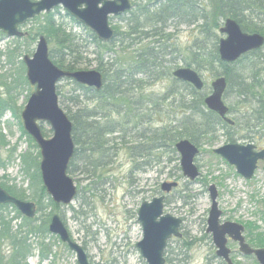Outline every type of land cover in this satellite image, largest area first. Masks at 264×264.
<instances>
[{
    "label": "rangeland",
    "instance_id": "rangeland-1",
    "mask_svg": "<svg viewBox=\"0 0 264 264\" xmlns=\"http://www.w3.org/2000/svg\"><path fill=\"white\" fill-rule=\"evenodd\" d=\"M132 2L137 6L149 4L152 11H155L167 3V0L160 3L151 0H132ZM50 14L57 22L63 23L69 33L75 34L77 39H80V45L85 47L84 56L89 61L85 60L87 63L81 70H97L95 56L92 54L97 48L89 34L90 30L75 23L62 7ZM44 15L47 14L41 15V20H32L23 26L22 31L28 34L29 44H32L29 52H26V43L20 42L23 46V57L32 56L36 52L39 39L35 43L31 41L35 35L34 30L43 22ZM129 16L126 14L123 18L127 19ZM121 18H112L111 25L114 30L118 27L121 32H125V19ZM166 32L171 35L172 40L169 43L173 49H170L172 55L165 58L169 61L165 70L167 73H173L178 68L186 67L187 49L200 33L197 25H177L174 22L169 23ZM216 33L219 38L225 37L218 30ZM17 39L8 38L0 33V50L15 48L19 45ZM207 46H210V42ZM49 47L51 50L54 45L50 44ZM210 48L212 49V45ZM115 51L117 52L108 56L106 61L111 57L121 61L123 57L130 56V52H119L118 46ZM259 53L260 55H249L241 63L232 65L234 85L232 89L229 88L225 102L233 110L229 117L235 122V126L230 130L216 131L214 136L199 137L201 154L195 163L201 175L196 181L191 182L183 176L180 166L181 156L177 151L172 152L170 148H165L164 151H152L150 147L148 150H143L145 155L140 157V149L134 150L135 154L129 150L133 146L147 143L145 139L148 138L141 140V133L162 126H175L174 124L185 116L182 101L174 102L171 97H166V101L163 100L170 88L181 87L173 83V76L164 77L159 81L143 82L145 83L143 94L147 99H144L142 106H146L147 112L151 111L152 114L149 113L150 118L146 117L144 123L140 124L137 121L139 122V127L136 125L137 129L133 127L139 138H128L126 144L121 140H114L118 153L110 159L112 160L110 165L91 176L88 172L91 170L90 167L84 168L83 162H75L74 171L68 173L74 180L79 195L69 206H61L57 214L65 220L73 241L83 246L90 264H147L137 248L138 243L143 240V229L138 221V212L144 202H151L155 197L164 195L161 192L164 183L178 184L177 188L166 195L164 213L183 220L181 232L184 235L181 239L173 238L168 242L165 252L166 264H223V260L216 255L212 235L207 233L209 212L212 207L209 187L212 185L216 186L219 194L217 202L222 212L221 223L233 222L244 226L245 237L252 246L247 231V227L251 225L254 228L253 235L262 238L264 242V163L259 164V169L252 180H246L237 173L234 166L214 152L233 143L240 145L253 143L264 148V48ZM22 59L15 58L14 65H8L3 58L6 65H0V75L12 76L8 83L19 75L26 77V67H22ZM222 73L224 69L217 63L213 67L208 66L199 70L210 93L212 82L218 76H222ZM236 83L241 84L242 89L243 86L246 89L241 97L235 93L238 91ZM61 87L67 98L78 94L73 91L74 85L69 80L63 81ZM34 91L35 88L29 83L14 91L17 105L22 107L21 114ZM4 92L5 87L0 85V96H4ZM180 95L186 99V90ZM183 101L187 103L188 100ZM60 106L65 108L63 105ZM84 106L93 108L95 102H89ZM122 117L116 114L113 116L116 120H123ZM40 125L47 139L53 137L49 124ZM0 128L7 143V146H0V185L4 183L27 189L29 181L20 172L19 157L28 151L33 155L40 151L32 147L27 137L23 135L19 121L11 113H7L1 120ZM125 128L130 130L132 127ZM228 132L230 135H227ZM229 136L232 137L231 140ZM115 137L119 135H112L110 138L112 140ZM11 211L10 208L4 214L9 215ZM50 211V209L44 211L43 216L45 217ZM46 243L52 245L53 253L41 264H77L75 253L66 248L56 236L50 234ZM228 247L233 252V264H259L256 258L245 257L239 251L238 244L233 241L230 240ZM9 251V247L5 245L4 252L7 254ZM39 254L35 246L28 264H40Z\"/></svg>",
    "mask_w": 264,
    "mask_h": 264
},
{
    "label": "trees",
    "instance_id": "trees-1",
    "mask_svg": "<svg viewBox=\"0 0 264 264\" xmlns=\"http://www.w3.org/2000/svg\"><path fill=\"white\" fill-rule=\"evenodd\" d=\"M133 5L134 8L128 13L130 16L127 19L122 17L125 19L126 31L121 32L116 27L115 38L110 43L100 41L95 34L89 31L97 48L92 53L97 63V71L104 76L103 89L97 92L71 81L74 85L73 91L78 94L67 98L62 91L61 84L58 86L60 105L65 106L64 110L73 122V139L76 144L75 156L69 172L74 171L75 162L79 161L83 162L84 168L90 167L91 170L88 172L94 176L98 170L110 165L112 163L110 159L117 155L118 150L114 140H121L126 144L128 138H139V134H134L133 130L127 132L125 127L130 126L129 122L132 120L138 123V127L139 122L144 123V117L141 114L136 115L135 112L141 109V103L143 104L144 99H147V96L143 94L145 87L143 82L159 81L164 77L172 76V73H167L165 70L169 62L165 58L172 55L170 49H173L169 43L172 40L171 35L166 32L170 22L198 27L200 36L193 39L191 46L188 47L185 66L199 72L208 66L213 67L216 63L220 64L224 69L222 75L229 81V88H232L234 81L232 67L246 60L249 55H260L261 50L255 51L242 57L233 66L221 63L218 55L220 38L216 30L220 31L221 23L233 19L238 22L244 32L264 35V0H167V3L155 11H152L149 4L137 6L133 3ZM43 17V22L34 30L35 35L31 42L35 43L40 36H45L49 44L54 45L50 50V58L59 68L67 71L83 69L87 63L85 60L88 58L84 56L85 47L80 45V39H77L75 34L69 33L63 23L57 22L52 14ZM34 20L39 21L41 17ZM73 21L77 23L76 20L73 19ZM16 41L19 45L15 48L0 50V65H14L15 58H23V46L20 42L26 43L24 46L27 48L26 52H29L32 44H29L27 37ZM208 42L210 46L212 45V49L207 46ZM117 46L119 52H130V56L123 57L121 61L115 57L106 61L108 56L117 52L115 51ZM21 63L24 67L23 61ZM11 77L8 74L0 75V85L5 87L4 96H0V122L7 113H11L19 121L23 135L36 149L38 146L24 131L21 120L22 107L17 105V97L14 95V91L19 87L28 84L27 78L19 75L8 83ZM173 80L174 84L177 83L181 87L170 88L163 100L166 101V97H171L174 102L182 101L185 116L174 124L175 126H162L141 133V140L148 138L145 139L147 143L129 148L132 154H135L134 150L140 149L139 156L144 157L143 150H148L150 147L152 151H164L165 148H170L172 152H175L176 143L180 140L188 139L198 145L199 137L214 136L216 131L233 129L206 107L207 89L204 92H198L188 83ZM241 89H238L240 97L246 91L244 86L243 90ZM177 90L181 93L186 90V99ZM183 100L188 101L184 103ZM89 102H95V107L84 106ZM232 111L230 108L229 113L231 114ZM114 114L118 117L124 115L123 120L114 119ZM134 127L137 129L136 126ZM116 134L119 137L111 140L110 137ZM227 135H230L229 132ZM229 138L231 140L232 137L229 136ZM0 146H7L1 128ZM14 152L15 149L12 150V155ZM19 159L21 174L29 181L28 188H18L16 185L4 183H1V186L10 195L20 200L35 202L38 211L34 219H28L13 206H0V264H28L29 257L35 251V246L40 252L41 261L48 259L52 253V245L46 243L50 237V219L61 209V206L55 204L47 195L43 186L39 169V152L33 155L31 151H28ZM10 208L12 211L9 215H5L4 212ZM47 209L51 211L44 217L43 213ZM63 221L65 222L64 219ZM252 227L251 225L247 227L252 246L264 247L263 239L253 235L254 228ZM5 245L10 249L7 254L4 252Z\"/></svg>",
    "mask_w": 264,
    "mask_h": 264
},
{
    "label": "water",
    "instance_id": "water-1",
    "mask_svg": "<svg viewBox=\"0 0 264 264\" xmlns=\"http://www.w3.org/2000/svg\"><path fill=\"white\" fill-rule=\"evenodd\" d=\"M152 1L159 3L164 0ZM58 7L64 8L100 41L110 43L115 38L110 19L128 13L133 5L131 0H0V32L8 38H23L25 33L21 31L22 26ZM220 33L226 36L219 43L221 60L226 63H235L245 54L264 47L263 35L244 32L233 19L224 22ZM23 63L27 81L35 88L21 114L23 127L40 149V170L47 194L55 204L69 206L77 196V186L68 174L75 153L73 123L60 106L57 87L64 80H73L87 88L101 90L104 86L103 75L97 70L67 71L59 68L50 58L49 42L45 36L39 38L36 52L33 56L26 55ZM173 76L179 81L193 85L199 91L204 88L201 76L192 68H178L173 72ZM226 87L227 83L223 77L216 79L212 83L213 93L207 97L205 104L209 110L233 124L228 117L229 108L223 100ZM41 123L50 125L54 133L52 138L47 139L44 136ZM255 148L252 144H227L214 152L234 166L238 174L246 180H251L258 169V162L264 159V150L256 152ZM176 149L181 156L183 176L191 182L196 181L200 177L195 163L199 149L188 140L179 141ZM177 187V183H164L161 186L164 195L155 197L151 202H144L139 209L138 221L143 229V240L138 243L137 248L147 264H166L165 251L168 241L173 237H182V220L170 214L164 215L166 195ZM209 193L212 207L207 233L212 235L217 249L216 255L227 264H233L231 250L228 248V240L231 239L239 244V250L244 256L253 255L260 264H264V248L254 249L247 243L244 226L233 222L220 223L222 212L219 210V194L215 185L209 187ZM0 205L15 206L28 219L36 217L37 205L34 202L23 201L10 195L1 185ZM49 232L76 254L77 264H90L84 248L72 240L59 214L52 216Z\"/></svg>",
    "mask_w": 264,
    "mask_h": 264
},
{
    "label": "bare ground",
    "instance_id": "bare-ground-1",
    "mask_svg": "<svg viewBox=\"0 0 264 264\" xmlns=\"http://www.w3.org/2000/svg\"><path fill=\"white\" fill-rule=\"evenodd\" d=\"M224 24V23H223ZM223 27V26H222ZM221 27V28H222ZM219 33H220V31H219ZM221 34V33H220ZM250 34V33H249ZM254 34V33H253ZM259 34V33H258ZM262 35V34H261ZM223 36H225V35H223ZM264 36V35H263ZM224 38H226V36L225 37H222V38H220L219 39V42H218V55H219V59H220V61H221V63H223V64H227V65H234L235 63H226V62H223L222 60H221V56H220V54H219V43H220V40L221 39H224ZM264 48V47H263ZM262 48V49H263ZM262 49H259V50H262ZM256 51H258V50H256ZM253 52H255V51H253ZM253 52H249V53H247V54H245L244 56H246V55H248V54H251V53H253ZM243 56V57H244ZM186 68H189V67H186ZM193 69V68H192ZM195 70V69H194ZM198 72V71H197ZM199 73V72H198ZM103 75V74H102ZM200 75V74H199ZM172 76H173V73H172ZM201 76V75H200ZM224 78L225 80H226V83H227V87H226V90H225V93H224V96H223V100H224V103H225V105H226V102H225V96H226V94L228 93V90H229V81L227 80V78L225 77V76H218V78ZM173 78L174 79H176L174 76H173ZM201 78H202V76H201ZM217 78V79H218ZM103 79H104V76H103ZM177 80V79H176ZM202 80H203V78H202ZM216 80V79H215ZM214 80V81H215ZM65 81V80H64ZM70 81H73V80H70ZM177 81H179V80H177ZM213 81V82H214ZM73 82H75V81H73ZM180 82H182V81H180ZM203 82H204V80H203ZM212 82V83H213ZM76 83V82H75ZM183 83H186V82H183ZM78 84V83H77ZM189 84V83H188ZM78 85H80V84H78ZM189 85H191V84H189ZM233 85H234V81H233V84H232V87H233ZM236 85H238V89H240V88H242V86H240L241 84H237L236 83ZM193 88H194V86L193 85H191ZM104 87V86H103ZM103 87H102V89H103ZM90 89H92L93 91H97V92H99V91H101V90H96L95 88H90ZM195 89V88H194ZM207 89V91H206V94H207V96H206V98H205V100L207 99V97H209L210 95H212V93H213V88H212V84H211V93H210V91H208V88H207V86L205 85V82H204V88L202 89V90H197V89H195L196 91H198V92H204V90H206ZM232 89V88H231ZM241 90H243V89H241ZM208 92H209V94H208ZM57 93H58V87H57ZM236 94H239L238 93V91L237 92H235ZM59 96V95H58ZM60 99V98H59ZM142 105H144V103L142 104L141 103V109L140 110H136L135 112H136V115H139V114H141L143 117H144V121L147 119V118H150V114H152L151 113V111H149V112H147L148 110H147V108H146V106L145 107H143ZM206 105V104H205ZM227 106V105H226ZM207 107V106H206ZM228 107V106H227ZM209 110V109H208ZM209 111H211V110H209ZM211 112H213V111H211ZM150 113V114H149ZM215 113V112H214ZM217 114V113H216ZM228 114H229V112H228ZM218 115V114H217ZM123 117H124V115H122ZM140 116V115H139ZM219 116V115H218ZM230 115H228V117H229ZM147 117V118H146ZM220 117V116H219ZM22 118V117H21ZM146 118V119H145ZM221 118V117H220ZM231 120H232V118L231 117H229ZM228 126H230V127H233V126H235V122L233 121V124H229L228 122H226L223 118H221ZM132 120V119H131ZM72 122V121H71ZM73 123V122H72ZM22 124H23V121H22ZM73 125V124H72ZM129 125H130V127H132L131 129L133 130V127L134 126H136L137 125V123L135 122V121H130L129 122ZM24 128V127H23ZM135 128V127H134ZM131 129L130 130H128L127 129V132H130L131 131ZM135 130V129H134ZM25 131V130H24ZM134 132V131H133ZM135 133V132H134ZM54 134V133H53ZM135 134H137V133H135ZM72 137H73V131H72ZM52 138V137H51ZM50 139V138H49ZM184 140H188V139H184ZM73 141H74V139H73ZM181 141V140H180ZM188 141H190V140H188ZM179 142V141H178ZM177 142V143H178ZM191 142V141H190ZM75 143V142H74ZM176 143V144H177ZM192 144H194L198 149H199V154L197 155V157L201 154V151H200V147H199V145H196L195 143H193V142H191ZM36 144V143H35ZM38 149H39V147H38ZM175 149H176V146H175ZM39 151H40V149H39ZM75 151H76V144H75ZM176 151L178 152V150L176 149ZM39 154H40V159H39V169H40V165H41V162H42V156H41V152H39ZM178 154H179V152H178ZM74 156H75V153H74ZM74 156H73V158H72V161H73V159H74ZM197 157H196V159H197ZM195 159V160H196ZM71 161V162H72ZM71 165V164H70ZM180 166H181V164H180ZM182 170V169H181ZM20 172H21V161H20ZM68 172H69V170H68ZM200 172V171H199ZM40 173H41V170H40ZM183 173V172H182ZM69 174V173H68ZM201 175V174H200ZM70 177V176H69ZM71 178V177H70ZM41 179H42V175H41ZM72 179V178H71ZM73 180V179H72ZM74 181V180H73ZM190 181V180H189ZM42 183H43V181H42ZM76 185V184H75ZM43 186H44V184H43ZM45 187V186H44ZM3 188V187H2ZM46 189V188H45ZM46 192H47V190H46ZM48 195V194H47ZM78 195H79V190H78V188H77V196H76V198L78 197ZM49 196V195H48ZM50 197V196H49ZM76 198H75V200H76ZM23 201H28V202H33V201H29V200H23ZM35 203V202H34ZM36 204V203H35ZM37 205V204H36ZM0 206H13V205H0ZM16 210H17V208L15 207V206H13ZM18 211V210H17ZM37 211H38V207H37ZM19 212V211H18ZM20 213V212H19ZM21 214V213H20ZM22 215V214H21ZM164 215H166L165 213H164ZM23 216V215H22ZM36 216H37V212H36ZM23 217H25V216H23ZM26 218V217H25ZM52 218V217H51ZM63 220V219H62ZM50 221H51V219H50ZM64 222V221H63ZM50 224V223H49ZM64 224H65V222H64ZM66 225V224H65ZM67 227V226H66ZM182 227V226H181ZM180 232H181V228H180ZM70 234V233H69ZM181 234H182V232H181ZM71 236V235H70ZM58 238V237H57ZM59 239V238H58ZM60 240V239H59ZM73 240V239H72ZM61 241V240H60ZM75 242V241H74ZM76 243V242H75ZM77 244H79V243H77ZM80 245V244H79ZM64 246L66 247V248H68V246L66 245V244H64ZM80 246H82V245H80ZM83 247V246H82ZM69 249V248H68ZM40 253V252H39ZM53 253V252H52ZM51 253V254H52ZM76 255V254H75ZM39 256H40V254H39ZM88 256V255H87ZM31 257V256H30ZM29 257V258H30ZM40 258V257H39ZM48 259H49V257H48ZM48 259H46V260H44V261H41V259H40V264L41 263H43V262H45V261H47ZM89 259V258H88ZM166 259V258H165ZM29 260V259H28ZM76 260H77V257H76ZM166 263H167V261H166Z\"/></svg>",
    "mask_w": 264,
    "mask_h": 264
},
{
    "label": "flooded vegetation",
    "instance_id": "flooded-vegetation-1",
    "mask_svg": "<svg viewBox=\"0 0 264 264\" xmlns=\"http://www.w3.org/2000/svg\"><path fill=\"white\" fill-rule=\"evenodd\" d=\"M33 2H36V0H32ZM250 144H252V145H254L253 143H250ZM256 148H255V151L256 152H261V151H263L264 150V148H260V147H258V146H256V145H254ZM264 163V159L263 160H260L259 162H258V169H259V164L260 163ZM257 169V170H258ZM183 221V220H182ZM220 223H221V221H220ZM225 223V222H224ZM221 224H223V223H221ZM184 237V235L182 234V238ZM230 240L231 239H229L228 240V244H229V242H230ZM247 240V239H246ZM212 241H213V239H212ZM231 241H233V240H231ZM234 242V241H233ZM248 242V241H247ZM234 243H236V244H238L237 242H234ZM249 244V243H248ZM238 246H239V244H238ZM229 248V247H228ZM254 248V247H253ZM257 248V247H256ZM230 249V248H229ZM231 250V249H230ZM240 251V250H239ZM232 250H231V254H230V256H231V260H232ZM250 257H254V258H256L255 256H250ZM223 260V259H222ZM223 262V264H227L224 260L222 261ZM232 262H233V260H232Z\"/></svg>",
    "mask_w": 264,
    "mask_h": 264
}]
</instances>
